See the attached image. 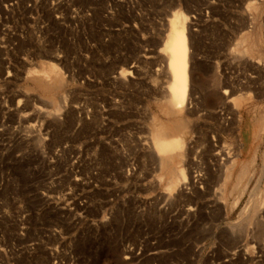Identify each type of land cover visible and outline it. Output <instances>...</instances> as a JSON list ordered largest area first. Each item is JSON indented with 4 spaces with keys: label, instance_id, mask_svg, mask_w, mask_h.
Instances as JSON below:
<instances>
[{
    "label": "rangeland",
    "instance_id": "1",
    "mask_svg": "<svg viewBox=\"0 0 264 264\" xmlns=\"http://www.w3.org/2000/svg\"><path fill=\"white\" fill-rule=\"evenodd\" d=\"M0 264H264V0H0Z\"/></svg>",
    "mask_w": 264,
    "mask_h": 264
},
{
    "label": "bare ground",
    "instance_id": "2",
    "mask_svg": "<svg viewBox=\"0 0 264 264\" xmlns=\"http://www.w3.org/2000/svg\"><path fill=\"white\" fill-rule=\"evenodd\" d=\"M187 21L186 16L182 13H174L173 17L168 22L169 32L166 35V39L163 41L162 49L160 51L166 63L165 71L168 75L166 103L169 112L172 114L184 110V108L193 101V84L190 71L191 56ZM31 73L38 74L39 78L44 79H47L51 75L55 77L60 75L54 64H50L49 68L46 70L37 71L34 69ZM120 73H122L123 76L125 71H121ZM177 124L176 127L179 130L185 127L183 122ZM152 139L154 154H156V159L160 166L163 164L164 160L166 161V157H171V154L180 149L181 146V138L179 136H169L167 134L159 133L153 135ZM179 180H182L183 183L187 181V175L184 170L178 172V178L176 177V179H173L170 182L169 188L172 189L178 185ZM244 230L245 229L243 228V231Z\"/></svg>",
    "mask_w": 264,
    "mask_h": 264
}]
</instances>
